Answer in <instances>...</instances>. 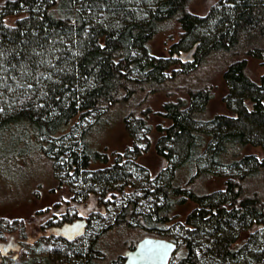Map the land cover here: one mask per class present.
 Masks as SVG:
<instances>
[{
	"label": "trees",
	"instance_id": "16d2710c",
	"mask_svg": "<svg viewBox=\"0 0 264 264\" xmlns=\"http://www.w3.org/2000/svg\"><path fill=\"white\" fill-rule=\"evenodd\" d=\"M190 1L0 3V174L10 172L18 155L36 149L50 157L53 151L51 160L74 180L79 204L83 190L96 186L104 200L108 187L146 173L136 136H148L152 125L143 114L133 115L139 94L167 89L180 74L177 64L182 75L192 66H225V110L211 112L209 86L162 104L170 123L158 125L155 143L166 165L149 189L131 194L110 222L98 213L103 220L97 226V215L88 214V237L79 238L77 251L73 242L57 239L61 250L72 249V264H106L109 240L133 229L180 239L185 250L175 254L174 264H264V196L258 188L264 183V73L254 80L247 72V57L264 63V0H217L205 15L190 11ZM170 22L182 31L166 55L150 42ZM193 47L196 59L183 61L180 55ZM112 106L122 107L126 128L133 120L138 124L129 131L133 147L110 160L88 134ZM253 146L263 154L249 152ZM204 178H220L222 186L202 190ZM190 202L194 207L174 222L176 209ZM73 209L68 216L55 211L54 225L85 212ZM174 225L177 231H169Z\"/></svg>",
	"mask_w": 264,
	"mask_h": 264
},
{
	"label": "rangeland",
	"instance_id": "374dc122",
	"mask_svg": "<svg viewBox=\"0 0 264 264\" xmlns=\"http://www.w3.org/2000/svg\"><path fill=\"white\" fill-rule=\"evenodd\" d=\"M216 1L191 0L188 9L194 13L205 15ZM181 31L177 22H170L162 32L156 34L150 44L155 51L164 52L167 55L170 45L180 39ZM247 58L249 76L254 80H259L264 73L263 61L251 56ZM194 59H196V55H194ZM192 68L195 70L191 74L182 75V71H180L182 69L177 64L176 69H178L177 72L180 74L167 83V89L149 92L148 94L141 93L136 97V104H134L136 110H133V115L139 116L143 114L144 116L142 117L147 120L148 124L152 125V129L146 132L148 136L140 139L139 136L144 133L143 131L138 132L136 136L137 144L140 146L139 149L143 152L139 158L146 169V173L139 170V173L125 181V186L120 185L119 187V183H116V186L108 187L104 192V200L100 198L98 187L92 186L82 191L87 193V195L81 194L83 201L79 204L76 201L77 199L75 200L77 189L73 184L74 180L67 176L65 167L62 164L51 160V156L54 155L53 151L49 157L45 153L39 154L36 149H32L26 155H18L11 162L10 170L8 169L10 172L6 176L4 175L5 172L0 174V247L4 242L16 235L25 240L24 248L17 253L18 257L9 258L4 261V264H72L70 261H74V255L67 254L72 249L68 248L66 252L59 248L57 239L51 236L38 238L37 235L39 231L46 234V232L53 229L55 211H58L57 215H65L67 213L68 216L69 211L74 213L73 206L81 207L85 211V215L90 213L97 215L92 219V223H97L98 226V221L101 222L105 216V222H110L119 207L124 206L131 199V194L139 192L138 194L141 195L143 194L141 189H149V182L166 165L165 158L158 155V144L155 143V139L159 136L158 125L166 126L170 123L160 113L162 104L165 101L186 95L188 89L192 87L209 86L214 94L210 105L211 112L225 110L224 93L228 88L223 79L225 66L220 62H216L199 67L192 66ZM124 114L129 115L127 112H124ZM101 121L88 134L92 146L103 150L110 160H113L119 153L126 155L127 148L133 147L132 138L134 136L131 138L129 131L138 122L133 120L131 128H126L125 117L120 106H112L106 115L102 117ZM88 123L86 121L82 127ZM150 138L154 140L147 142V139ZM250 149L249 152H258L259 155L263 154L258 146H253ZM82 185V188H85V182ZM221 186L222 181L220 178H204L202 190L210 191ZM258 188L259 192L264 196V183ZM147 201V198H142L140 203L145 202L147 205L149 204ZM194 205V203L190 202L178 207L175 213L178 214L179 218L174 220V222L184 219ZM51 209L54 210L53 213ZM98 213L100 215L106 213V215L102 218L98 217ZM50 221L52 222L50 223ZM45 223H48L49 226L46 227ZM36 226L40 228L37 230L35 229ZM169 231H177V226L174 225ZM87 232L92 233L91 229ZM124 233L125 236L123 237L124 234L119 236L118 240L112 238L109 240L110 242L105 248L104 260L106 264H112L113 260L118 259H122L121 264H123L126 260L127 252L135 249L138 242L145 236H163L162 233L143 232L134 229L124 231ZM85 236L88 237V235ZM85 236H82L80 242L85 240ZM32 237L36 239L33 243L30 241ZM55 242L58 244L57 247L54 245ZM80 242L79 239L75 242L73 241V247H76L75 249L73 248L75 251L81 247ZM177 243L179 244L177 252L180 254L184 253L183 250L185 249L181 240H177ZM177 262H179V259ZM172 264H174V260H172Z\"/></svg>",
	"mask_w": 264,
	"mask_h": 264
},
{
	"label": "flooded vegetation",
	"instance_id": "af4514ba",
	"mask_svg": "<svg viewBox=\"0 0 264 264\" xmlns=\"http://www.w3.org/2000/svg\"><path fill=\"white\" fill-rule=\"evenodd\" d=\"M90 214H92V213H90ZM89 220H90L89 215H85V213H81L79 216L74 217L71 221H68L61 226L53 225L54 226L53 229L46 232V234L44 232L39 231V232H37V235H38V238L47 235L48 237L51 236L55 239H62V240H66L69 242H73V241H76L77 239H79L80 237H82L84 235V233L86 232V230L90 224ZM39 228L40 227H38V226L35 227V229H37V230ZM147 237L174 241L173 239L169 238L166 235H163V236H146V237H143L141 240H143L144 238H147ZM24 240L25 239L16 235V236H13L8 241L4 242L0 247V250H1L0 251V264H4L5 260H7L11 257L14 258L15 255L19 251H22V249L24 248ZM35 240L36 239L32 237L30 241H31V243H33ZM174 242L176 243V248H175L174 253L170 259L169 264H172L173 257L177 253V249L179 247V244L176 241H174ZM126 260H125V262H126ZM125 262L123 264H125Z\"/></svg>",
	"mask_w": 264,
	"mask_h": 264
},
{
	"label": "water",
	"instance_id": "95a60500",
	"mask_svg": "<svg viewBox=\"0 0 264 264\" xmlns=\"http://www.w3.org/2000/svg\"><path fill=\"white\" fill-rule=\"evenodd\" d=\"M195 47L183 52L180 58L183 61L194 60ZM176 248L174 241L157 238H144L135 249L129 250L125 264H169ZM18 257V254L15 256Z\"/></svg>",
	"mask_w": 264,
	"mask_h": 264
}]
</instances>
